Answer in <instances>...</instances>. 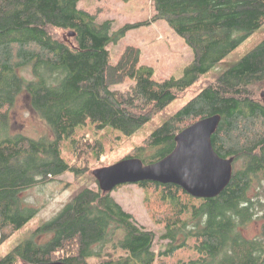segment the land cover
Wrapping results in <instances>:
<instances>
[{
    "label": "trees",
    "instance_id": "trees-1",
    "mask_svg": "<svg viewBox=\"0 0 264 264\" xmlns=\"http://www.w3.org/2000/svg\"><path fill=\"white\" fill-rule=\"evenodd\" d=\"M78 3L0 0V244L37 212L23 205L21 191L66 171L78 177L88 170L62 157L63 140L76 160H98L107 129L133 134L264 25V0H151L150 21L164 20L193 56L181 77L157 79L151 66L139 63V47L127 44L115 62L107 49L148 20L112 32L111 20L98 21L99 9L91 13ZM24 68L32 78L19 72ZM127 78L133 83L126 89L113 88ZM262 88L264 39L124 156L158 161L174 149L179 131L203 117L221 116L211 143L219 156L233 157L232 177L221 193L197 198L172 183H137L164 230L163 251L155 253V232L139 226L110 192L84 187L1 256L0 264H264ZM22 92L53 139L10 133V113ZM88 125L92 136L76 135L77 127ZM253 220H260L259 232L244 235L240 227ZM48 233L45 242H35Z\"/></svg>",
    "mask_w": 264,
    "mask_h": 264
},
{
    "label": "rangeland",
    "instance_id": "rangeland-1",
    "mask_svg": "<svg viewBox=\"0 0 264 264\" xmlns=\"http://www.w3.org/2000/svg\"><path fill=\"white\" fill-rule=\"evenodd\" d=\"M79 7L89 10L91 13H98V21L109 19L112 21V32H117L122 26L128 23L149 21L126 30L124 36L116 42H110L107 49L110 52L112 62H115L127 44L139 47L140 64L151 66L154 70V77L157 79L169 77H181L185 67L192 60V50L178 36L164 20L150 21L154 14L151 0H79ZM264 39V25L255 30L238 47L230 52L224 59L216 63L206 74L196 81L190 88L171 101L164 109L155 114L151 120L131 135H124L119 130L107 129L104 134L105 149L102 156L97 160L87 157L76 160L74 155L68 151V141L61 143L62 157L73 163L88 165V170L76 177L73 172L66 171L53 180L37 183L20 193L24 206L37 209L36 214L21 229L14 232L8 239L0 244V257L5 255L13 246L32 236V230L55 216L71 197L84 187L98 188L94 179L93 171L96 168L108 166L121 159L131 149L151 133L157 126L167 120L189 99H191L205 84L223 69L234 65L244 54L253 49ZM23 76L32 78L30 69L24 68L19 71ZM133 80L127 78L124 82L116 84L115 89H126ZM262 88L259 92L263 91ZM10 133H20L29 137H44L53 139L54 134L50 126L39 117L31 107L29 96L22 92L15 100L10 113ZM86 132L93 135L91 127H77L76 135ZM76 160V161H75ZM76 163V164H77ZM110 195L128 212L132 213L137 224L145 229L155 232L156 238L153 244L155 253L163 251L167 240L161 238L163 228L151 217L144 205V190L137 184H124L113 189ZM260 220L240 227V231L246 236H254L259 232ZM51 234H40L34 240L38 243L45 242Z\"/></svg>",
    "mask_w": 264,
    "mask_h": 264
},
{
    "label": "water",
    "instance_id": "water-1",
    "mask_svg": "<svg viewBox=\"0 0 264 264\" xmlns=\"http://www.w3.org/2000/svg\"><path fill=\"white\" fill-rule=\"evenodd\" d=\"M73 36V32H68ZM260 97L264 102V90ZM221 116L213 114L188 125L175 135L174 149L158 161L144 164L134 157L123 158L93 171L98 187L111 192L121 184L142 181L172 183L197 198H212L221 193L233 173V157H221L214 150L211 136ZM23 264H68L65 261Z\"/></svg>",
    "mask_w": 264,
    "mask_h": 264
}]
</instances>
